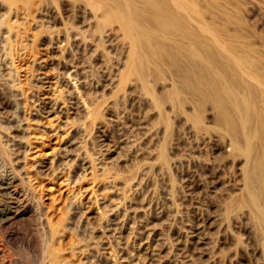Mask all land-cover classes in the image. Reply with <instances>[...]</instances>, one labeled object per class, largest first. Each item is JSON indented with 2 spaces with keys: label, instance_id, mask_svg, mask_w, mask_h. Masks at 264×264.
Instances as JSON below:
<instances>
[{
  "label": "rangeland",
  "instance_id": "1",
  "mask_svg": "<svg viewBox=\"0 0 264 264\" xmlns=\"http://www.w3.org/2000/svg\"><path fill=\"white\" fill-rule=\"evenodd\" d=\"M188 2L0 0V264H264V0Z\"/></svg>",
  "mask_w": 264,
  "mask_h": 264
},
{
  "label": "bare ground",
  "instance_id": "2",
  "mask_svg": "<svg viewBox=\"0 0 264 264\" xmlns=\"http://www.w3.org/2000/svg\"><path fill=\"white\" fill-rule=\"evenodd\" d=\"M6 1H7V0H6ZM13 1H14V0H13ZM19 1H20V0H19ZM178 1H181V0H178ZM186 1L188 2L189 0H185V2H186ZM188 3H189V2H188ZM241 108H242V106H241ZM243 109H244V108H243ZM238 110H239V112H241V114L243 113V111H241L240 109H238ZM244 110H245V109H244ZM244 112H245V111H244ZM16 211H17V209H16ZM10 215H11V214H10ZM28 215H29V214H28ZM9 217H10V216H8V219H9ZM11 217L14 218L15 215L13 214ZM53 233H54V230H53ZM50 253H51V251H50ZM50 253H49V254H50ZM50 255H51V254H50Z\"/></svg>",
  "mask_w": 264,
  "mask_h": 264
}]
</instances>
